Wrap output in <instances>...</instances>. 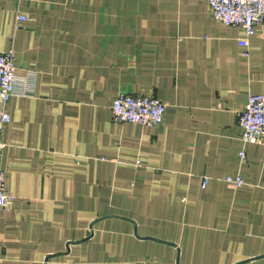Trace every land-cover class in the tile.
I'll list each match as a JSON object with an SVG mask.
<instances>
[{
  "label": "crops",
  "instance_id": "crops-1",
  "mask_svg": "<svg viewBox=\"0 0 264 264\" xmlns=\"http://www.w3.org/2000/svg\"><path fill=\"white\" fill-rule=\"evenodd\" d=\"M245 36L207 0H0V51L32 89L6 105L0 264H264V144L239 123L264 21L248 55ZM122 92L165 121L115 122Z\"/></svg>",
  "mask_w": 264,
  "mask_h": 264
},
{
  "label": "built area",
  "instance_id": "built-area-1",
  "mask_svg": "<svg viewBox=\"0 0 264 264\" xmlns=\"http://www.w3.org/2000/svg\"><path fill=\"white\" fill-rule=\"evenodd\" d=\"M212 16L226 25L242 26L246 36L239 39L248 55L250 37L257 26L264 21V0H207ZM25 16L19 15V19ZM18 65L14 50L0 51V209H10L16 200L15 195L6 188L3 167L6 143L3 136L11 121L7 102L15 95H29L32 89L26 86V80L17 73ZM167 104L157 97L146 93L122 92L112 103V117L115 122H132L157 126L165 121ZM239 123L243 128L242 141L264 144V92L250 93L245 108L239 113ZM246 159L245 150L240 152ZM225 182L232 187L244 184L241 176H227ZM209 181L204 177L203 185Z\"/></svg>",
  "mask_w": 264,
  "mask_h": 264
}]
</instances>
